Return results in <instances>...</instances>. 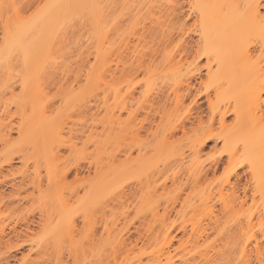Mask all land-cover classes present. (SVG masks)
I'll return each instance as SVG.
<instances>
[{"label":"bare ground","instance_id":"obj_1","mask_svg":"<svg viewBox=\"0 0 264 264\" xmlns=\"http://www.w3.org/2000/svg\"><path fill=\"white\" fill-rule=\"evenodd\" d=\"M17 1L18 0H0V14L2 15V13H3L2 17H4V18H1V17L0 18L2 20L5 19L3 21V23L1 21V24H4L3 25L4 28L2 30V32L4 31V33H3V37L1 39L2 43L0 45V79L1 78L3 79V77H8V75H10L7 80L5 79L6 81L9 82L10 77L11 78L13 77L12 79L15 80L17 78L16 76H18V78L16 79L17 81L15 80L16 81L15 84L19 83L20 84L19 86L21 87L22 97L21 96L20 97L22 99L20 98L21 99L20 101L24 104V106L26 105V107L30 111V113L28 115L26 114L27 118L25 119L23 126L20 127V130H19L20 133L19 134L24 137V143L25 144L27 143L34 148L36 147L39 150L38 153L40 152V155L38 154L37 156L42 155L41 157L43 158V162L45 163V170L46 171L43 170V167H42V170L47 173V179H48V184L50 186V190H48L49 192L46 191L48 193L47 195H45L43 193L44 196L41 198L42 201L38 202V203H44V205H45V206L43 205L44 207H46V205H47L46 203H48V201H50L51 204L54 203L52 207H56L53 209V210H56V212L52 211V212H54V214L52 213L51 217H53L56 214V220L57 221H55V223L52 222L53 224L47 223V225L49 224L47 227L49 230L44 228V233L48 234L49 236L53 235V237H55V236L60 237V236H62L61 234L64 235L65 233H67L68 238H71V239L72 238L74 239V237L75 238L80 237L82 235V236L87 238L88 243L90 245V242H89L90 236L89 235H91L93 233L92 230H95L96 226L90 230V232H92V233L89 234L87 231H88V227L90 226V224H89V221L87 220V217L92 212H94V211L96 212L98 208H103V210L101 209L102 211L101 210H99V211L102 212L101 214L105 215V213H107L109 211V209H106V208H109L110 206L112 207V205H108V203H106V202L103 203V201L104 200L106 201L109 198V200L122 202V199H124L123 198L124 191L122 190L124 188H122V187L126 185L124 182L125 181L131 182L130 180H132V178H133V181L134 180L135 181L140 180L139 177L138 178L135 177L136 174H138V172L137 173L132 172L133 174H135V176L130 174L132 171L130 169L132 167H134V165H133L134 163L131 164L130 159L126 160L129 155L124 160L126 162H123L122 160L117 158L116 154L114 155V153H115L114 151H116V153L124 155V153L127 150H129L126 148L127 150L124 149L125 150L124 153H122L121 151H120L121 152L120 153L119 150H121V148L117 147V144H116L117 141L116 140L120 139V141L123 144H126V145L129 144L126 142L124 143V140H125L124 137H123L124 138L123 141L121 138H122V136L130 137L132 134V131L135 128V127H133V124L135 122L131 121L132 118H134V117L132 116V118H129L130 119L129 121L133 122V124L131 123L132 124L131 127L133 128V130H132L131 127L129 126L128 117L126 118L127 120H125L122 118V115L126 112L131 111L130 109H131L132 103H133V100H131V99H134L132 97H134L133 96L134 91L137 89V86H136L137 84L135 85L133 82L136 80H137V82L139 81L138 79H135V80H133V82H131V78H132V76L134 77V76L139 75V73L141 72V73L146 74L147 76L145 78H143L142 83H141V81H139L141 83V84L139 83V86H140L139 89L141 88V90L143 91V92L141 91L142 93L141 92L140 93L141 94L144 93L147 96L148 101L151 100V99H149L150 97L152 98V100L149 102V105H151L154 108H159L161 106L160 104L167 105V103H168V105H172V106L174 104V106H176V108H177L176 111H175L174 107H173L174 111H172V109L169 111L178 112L179 107L182 109L181 106L184 103V99L191 97L192 94L194 93L193 91H195V89L197 87L196 82H199L198 86L200 85L201 89H204V91L203 90L202 91L205 94L207 101L211 100V96H214L213 97L214 99L212 98L214 101L211 100V107H212V111H213L212 112L210 110L211 114L213 113V116H212L213 121L212 120L211 121H212V125L214 124V122L216 120L220 124L219 125L221 128V130L219 131L220 134H218L219 136L218 135H216V136L220 137L221 141L223 142L222 146H224L223 150L228 155L227 158H230V161H231V163H229V167H230L229 169L231 170L230 176L232 175V176H236L237 178L239 177V175H238L239 171L237 172V169L234 168L236 164L239 163L241 166V167L240 166L239 167L240 168L243 167V169L248 167V169L250 171L249 173L251 174L252 184L254 185V188H255L254 189L255 191H254L253 197H252L254 200V202H252L253 203L252 205L254 208L252 207L253 209H251V210H249V208H251V207H249L248 209L245 208L246 210L243 212L244 214L242 215V217H241L242 213L238 211V210H241L240 208L238 210L234 211V213L229 211V210H232L237 205L236 204L237 202L242 203V205H240L241 208L244 207L243 204L246 202V199H241L242 197H240L235 190H232L234 188V186H233V188L231 187V189H230L231 191L229 190V192H228V193H231V194H229L230 200H229V197L227 199V200H229L228 202L230 204L225 200V198H222V199H224L225 202L221 201L222 204H225V206L223 205L225 207V211L227 210L228 212H230V214H234L232 216L236 215L232 220H230L232 216L229 214L231 216L230 217L228 215L230 217V219H229L230 221H228V216L226 218L224 217L225 218L224 220H226V222H230V224L231 223L234 224L235 225L234 227H236L238 229V231H237L238 234L236 235V237H239L238 240H236V241H238L237 242L238 244L237 243H235V244L240 245V247L238 249L240 251L239 256H238V254H235V255L232 254L233 260L230 259L229 262L227 261L230 258L229 256H231V255L228 256V254L230 252L228 251V254H225L226 251L224 252L223 250L225 248H227L228 245L233 246V244H231L232 242L229 243V241H231L234 237L229 241L226 238H228L230 236L232 237L234 235H230V236L227 235V233H228L227 230L230 229L229 227H231V225L228 224L229 226L226 225V227H225V223L223 224L222 222H219V223L223 224V225L221 224V227H220L221 229L220 228H217V229L214 228V229L219 231L218 233L221 237H224V238H221L219 236L221 238V239L219 238V240H222V242H223L222 247L224 249L221 246H218L221 248H218L217 246H215V245H218V244H216V243H218L216 241H215L216 243L213 241L214 245H212L211 247L208 244V242H210V241H208V242H206V245L207 244L208 245L207 246L205 245V248H202V247H204L203 246L204 240H203L202 241L203 243L201 242L202 245H200L201 247H198V248L196 247L197 249L195 248V250H194L193 249L194 247L192 246L193 251H190V253L189 252L187 253V251L184 250V251H186V254H187L186 255L184 253L186 255V259L183 260L182 256H181L179 258V260L182 259L184 261V262L182 261L183 263L186 262L188 264H217L219 261L223 262L226 259V263H228V264H252V258L255 257L254 260H256L257 264H264V98L262 97V93L264 92V32L261 31V24L264 23V0H187V3H188L187 5L189 7V13H190V15H192V17H194L193 23H192L193 25H191L192 28L191 27L187 28V26L185 25L187 23L184 24V27H182V29H180L179 32L176 34V35H178L177 38L179 41H177V43L173 42V45L175 44L176 46H175L174 50H171L170 52L168 51V49L166 51V48L164 50V46L167 45L169 42L171 43L172 40L170 41V39H172L171 35H173V34H170V33L171 32L174 33L175 31L173 32L174 29H173L172 25L168 24V22L170 20L167 21L168 19L166 17H170L173 14H175L176 12H178L177 10L179 8H177V7L182 2L181 0H36L37 2L33 1V3L34 2L39 3L38 4L39 6H36V8H34L37 10L36 11L34 10L35 12L33 14L32 13L29 14L30 16L29 15L25 16V14H23L25 11L20 10V7L18 8V4H20L19 3L20 0L18 2ZM21 1H23V0H21ZM26 2H30V1H26ZM29 4H31V3H29ZM29 4H28V6H29ZM31 5H30V7H31ZM114 5H116V6H114ZM6 8H8L9 10L7 9L8 13L6 12V14H4L3 11L4 10L6 11ZM24 9H26V8H24ZM182 21H183V19H182ZM79 22L81 24H79ZM83 23L86 25L88 23V25H87L88 30H92L89 33L88 30L86 29V31L89 34H91V35H89V37L90 36L91 37L90 38L88 37L89 39L87 40V42H89L88 44H91V45L94 44L92 46L89 45L91 49H95V50H93L94 54H95V59H94L95 61H93L94 65L92 67H91V65L90 66L88 65L90 63V61H88L89 58L87 57L88 56V54H87L86 57L88 59H84V60L89 62L87 64L89 66V71H88L87 75H84V76H86V77H84L85 83H84V85H82V87H81V85L79 86L80 87L79 88L80 90H78L79 92H75V91H77L76 88L75 89L74 88L69 89V93H67L68 96L67 97L64 96L65 98H63V102H65L64 105L66 106V111L68 108V110H72L73 111L72 113L75 114L74 113L75 111H76V113H78L77 112L78 108H76V107L79 106V108L81 109V106H83L85 108L87 103H90V99H91V97H93V95L95 93H99V92L103 93V95H102L103 96L102 97L103 98V108H105L106 112L107 111L109 112V114L107 115L109 117H108V119L106 118L107 116L105 117L107 119V123L105 122L106 120L103 117H101L103 122L106 123L107 126L104 129L100 128L103 130V132H102V134H100L101 139L97 140V141H99V143L106 141V139H107L106 134L104 135L105 131H109L110 134L113 133L112 135H115V139L113 140V138H112V140H113L114 144L116 145V148H118V149L115 148V150L113 152L111 151V153H113V155H114L112 160H110V159L108 160V157L104 155L106 152L104 150L107 149V146L101 145L103 149L100 148L101 146L97 147L96 143H98V142H95V139L99 134L94 135V133H97L98 131L101 132V131H100V129L97 131L96 128H98V127L95 128L96 125L93 127V125H91V124L88 125V124H86V122H85V124L84 123H77L78 120L79 121L82 120V116H81V118H79V119L76 117L77 118L76 123H73V121H75L74 119H76V118H74L73 121H71L72 119L67 120L68 123L71 122L74 124V126L72 127L70 123H69L70 125H68L67 121L63 120L62 114L61 115L58 114V116H54L53 111L55 108L54 107H52L51 109L49 108V106H54V105H48V101H51L49 99V97H51V96L47 95L48 90H47L46 86L49 87L48 86V80L50 79L51 74L53 73L52 76L54 75V73L56 75V73L58 74L57 71H59V70L61 71L63 68L64 69H63V71H61L60 74L63 75L64 78L68 72L71 74L72 71H71V69H69V64L66 63V60L68 61V58L65 59L66 51L69 49H72L71 48L72 44H74V45L76 44L75 46L78 45L77 48L79 51L80 50L82 51V49L84 48L83 43H82L83 41H81L82 44H80V39H82L81 36H79V33H77L75 31L77 29V27H79L80 25L82 26ZM172 23H174V22H172ZM149 25L151 26V28ZM146 28L148 29L149 32L151 29H154L155 32L160 31L159 33H160V35H162L161 37L164 39H165V37H167L166 39L171 37L170 39H168L169 42L167 41L168 43L166 42L167 44L166 43L164 44L163 49L161 48L162 58L159 57L160 55L158 52H157L158 54L156 52H154L156 49L153 50L152 49L153 47L150 48V50L152 49L154 52V53H152V55L151 54H145L143 52V49H140V46H141V44H143V41H144L143 37L147 35V34L144 35L142 33V35H144V36H142L140 31H144ZM149 28H150V30H149ZM180 28H181V26H180ZM80 30L77 29L78 32H80ZM75 32L77 33L78 36L75 35ZM190 33H193V35H195V38H196L194 43H193L196 47V50L194 51L195 57L193 56L194 59L192 61L185 59V56L187 58V56L189 55L186 53H189L190 50L192 51V49H193L191 47V45L194 46L193 44H189V43H187V41L184 40V37L186 35H189ZM117 36L119 39H121V43H117V41L113 39V37L115 38ZM149 36L153 37V33H152V35H149ZM168 36H170V37H168ZM78 37H80V38H78ZM134 37H136L134 40L137 41L139 39V41H138V43H136V45L133 46V49L131 48L132 49L131 52L128 51L132 55H131L130 59L126 60L127 58L125 57L126 58L125 59L124 58L125 55L123 56V54L125 53L126 49L127 50L130 49V47H128V46H129V44H131L130 41H132V39ZM159 37L160 36L158 35V38ZM83 38H84V36H83ZM153 38H155V37H153ZM115 39H117V38H115ZM141 40H143V41H141ZM165 40H163L162 42H164ZM174 41H176V40H174ZM134 42H132V44ZM162 42H161L160 46L163 45ZM95 43H96V47H95ZM170 43L166 47H168L170 45ZM74 45H72V46H74ZM85 46H88V45H85ZM142 46H144V45H142ZM146 46H147V44H146ZM79 47H80V49H79ZM170 47H172V46H170ZM170 47H169V50L172 49L174 46L172 48H170ZM190 47L192 49H190ZM88 49H89V47H88ZM78 50H76V51L78 52ZM157 51L160 52V49H158ZM164 51H165V53H164ZM150 52H152V51H150ZM83 53H84V50H83ZM83 53L81 52V54H83ZM156 54L158 55V57ZM145 57H148V58L146 59ZM155 57H156V59H155ZM202 59L206 60L205 67H204L206 74L204 75V78L202 75V73H203L202 68L200 67V60H202ZM84 60H82L81 63H84L83 62ZM77 61H78V59L76 60V62ZM17 64L20 65V67H18ZM13 65H15V66H13ZM21 65H22V71H20V73H19L18 70H19V68L21 70ZM59 65H61V66H59ZM16 67L18 68V70ZM13 69H15V70H13ZM79 69H81V67ZM3 70H4V72H3ZM54 70H56V72ZM14 71H16V73ZM81 72H82V70H81ZM15 74H18V75H15ZM60 74H58V75H60ZM68 74H67V77L69 78L70 75H68ZM81 74H79V75H81ZM83 74H85V73H83ZM1 75L3 77H1ZM72 75H75V74H72ZM59 77H61V76H59ZM67 77H66V79L68 80ZM78 77H80V76H77V78L76 77L75 78L80 80V78H78ZM72 78H74V76ZM81 78H82V76H81ZM109 78H111V79H109ZM76 79H75V81H76ZM198 80H200V81H198ZM1 83H3V81ZM6 83L7 82H5V84ZM61 83H60V85H61ZM50 84H51V82H50ZM80 84H82V82ZM54 85L55 84H52L51 86H53V87L57 86V85H55V86ZM68 85H70V82ZM2 86L4 87V85H2ZM68 87H70V86H68ZM11 89H14V88L11 87ZM77 89H78V87H77ZM2 90H0V91H2ZM4 90H6V89H4ZM49 90H51V89H49ZM198 91H200V90H198ZM12 92L13 91L8 92V93H10V96L13 95ZM48 93L51 94V92H48ZM16 94H17V92L15 93V96H16ZM46 95H47L48 99L46 98ZM145 95H144V97H145ZM172 96H174V97H172ZM198 96H200V95H198ZM144 97H142V98H144ZM3 99L4 98H2L1 100H3ZM12 99H15V98L12 97ZM93 100H95V99H93ZM14 101H17V99ZM20 101H18V102L21 104ZM1 102H3V104L1 106H3L4 104H7L6 101H1ZM145 102H146V100H145ZM163 102H164V104H163ZM199 102L198 101L194 102V105L197 104V106H195L197 111L200 110V106H198ZM145 104H147V102ZM157 104L159 106L155 107ZM58 105H60V103ZM90 105L92 106V104H90ZM184 105H185V103H184ZM61 106H63V105H61ZM151 106H150V110H151ZM185 107H187V106H185ZM5 108H7V107H5ZM61 108H63V107H61ZM103 108H101V109H103ZM10 109L8 108V112L10 111ZM64 109H65V107H64ZM162 109L163 108L161 107L160 112ZM167 109H169V108H167ZM167 109H165V111H168ZM15 110L17 112V108ZM135 110H138V109H135ZM148 110H149V108H148ZM57 111L59 113L63 112V114L66 113L65 111H63V109H62V111L60 109ZM2 112H3V109L1 111V113ZM86 112H87V110H86ZM135 112L137 115V111H135ZM12 113H14V111H12L11 114H9V113H7V114L13 115ZM67 113H66V115H67ZM145 113H147V112H145ZM167 113L168 112H166V114ZM230 113L234 115V117H233L234 119H232V120H234L233 124H230L227 121L228 116H230ZM147 114L149 116V113H147ZM169 114L170 113H168V115H166L167 118L168 117L169 118L168 119L166 118L165 121L170 119ZM176 114L177 113H175V115ZM185 114H187V113H185ZM78 115H79V113H78ZM95 115H96V113H95ZM97 115L100 116L102 114L100 113ZM3 116H4V114H3ZM69 116L71 117L72 114L68 115V117ZM91 116H90V119L92 118ZM154 116H155V114H154ZM154 116L152 115V117H154ZM19 117H20V115H19ZM159 117H160V115H159ZM161 117H162V114H161ZM179 117L178 118L181 119V116H179ZM95 118H98V117L95 116ZM92 119H94V118H92ZM185 119L180 120V122L178 121V123L175 126L173 125L174 131H172V129H167V133L172 131L173 134L171 136H176L177 132H180V131H182L183 133H186L187 132L186 131V126H187L186 124L188 122L190 123L191 121H189V119H187V120H185ZM99 120H100V122H99ZM95 121H97V120L95 119ZM165 121L163 122L164 124L166 123ZM0 122L3 123L2 120H0ZM81 122H84V120ZM97 122L101 123L102 121L100 118H98ZM169 123H170V125H169V128H170L172 126V123H171V121ZM5 124H9V123H5ZM159 124H161V123H159ZM2 125H4V124H2ZM10 125H12V124H10ZM13 125H15V124H13ZM87 125H88V127H86ZM98 125L100 126V124H98ZM163 125L161 126V128L164 127L163 130L159 129V130H162V132L160 131L162 134L158 133V134H161L162 136H163V133L165 132L164 130H166V126H167V125H165V126H163ZM199 125H200V123H199ZM67 126H71L70 132L73 135L72 136L70 135L71 136L70 142L68 140L69 138L68 139L65 138V139L68 140V141H66V142H68V144L72 142V146H73V141H71L73 139L72 137L75 136L77 138V140L74 138L75 139L74 141L81 142V144H82L83 138L81 141L80 135H77V134L80 133L81 135L84 136L85 135V133H84L85 128L88 129L87 131L89 132V134H86L89 136H86L87 137V138L85 137L86 139L84 138L85 139L84 144H82V146H81L78 143V145H80L82 148L78 147L80 149H79V152H77L75 155V159H74L75 161L77 159L81 160V157L85 158L84 157L85 154H82V153L87 152V154H89V152L86 151L87 148L85 147V146L89 145L88 144L89 142H91L90 143L91 145H89V146L92 147V145H95V146H93L94 148L97 147V148H99L98 150H101V152L104 153V154H102V153L98 154L99 156H102V155L104 156V158H103V156H102V158H100L99 156H96L97 153L99 152L98 150H96L97 152H95V157L97 158V160L93 156L94 154L90 155V157L93 156L92 158L94 159V160L92 158H91V160L89 159L90 162L93 161V162H91L90 166H92V163L93 164L96 163L97 168L100 167L101 168L100 170H102V168H104L106 171L103 170V172H102L99 170V175H98V173H97L98 176L94 175L95 178L93 177L92 181L89 182V187H88V185H87V187H83L84 195L82 197H80L81 195L79 196L80 193L78 191L77 192L71 191L69 194V191H68V189L70 190V188L68 187L69 184H65L68 188L65 186L61 187V185H60V183H61L60 181L62 180L60 178H62L64 175L59 170L60 161H59V157L57 155L58 151L56 152L55 148L58 145H61V146L64 145L63 144V142H64L63 141L64 140V131L66 129H67L66 131H68ZM127 126H129L130 129ZM201 126H203V124ZM10 127L11 126H9V128ZM100 127H102V126H100ZM190 127H192V126H190ZM195 127H192V128L194 129ZM3 128H5V127H3ZM9 128H6V129L8 130ZM196 128H195V130H197V133H199L198 132L199 128L198 127H196ZM208 128H209V126L206 129L208 130ZM6 129L5 130L3 129L4 133H5ZM80 129H82V130H80ZM10 130H9V133H7L8 135L11 133ZM119 130L121 131V133H119ZM128 130L131 131V132L129 131L130 136L128 135V133H127V135L125 134V132H128ZM137 130L139 131V129L136 128V133L138 132ZM205 130H203V132H207ZM217 131H218V129H217ZM70 132H68V134ZM81 132H83V133H81ZM123 132H124V135L120 136V134H122ZM133 132H135V131H133ZM152 132H155V131H152ZM167 133H165V134H167ZM183 133L180 135H183ZM214 133L217 134V132H214ZM214 133H213V135H214ZM1 134L3 135V132ZM154 134L155 133H153V135H152L153 138H155L154 136H156ZM205 134H207V133H205ZM205 134H204V136H205ZM8 135H6V136H8ZM66 135H67V132H66ZM210 135L208 134V137L205 136L206 138L203 137L205 139L202 138L200 140V138H199L198 141H200V142L198 143L197 147L192 148L194 146H192V145H191L192 147L189 146L194 151V153L191 156H194L195 154L197 156H199V154L203 152L202 151L203 148L208 144L210 139H213V137L215 136V135L213 136L212 133H210ZM78 136L80 137V139H78L79 138ZM93 136L95 137V139ZM102 136H105L104 140L102 139ZM197 136L199 137V135H197ZM209 136L210 137L213 136V137L210 138ZM90 137H91V139H90ZM100 137H97V139ZM156 137H158V136H156ZM198 137H196L195 139H198ZM3 138H5V135H4V137H2L1 140H3ZM10 138H11V136H10ZM131 138H132V136H131ZM136 138H137V136H135L134 141ZM9 139H5L4 141L7 143V140H9ZM20 139H21V137H20ZM127 139L129 140V138H127ZM138 139L140 140V138H137L136 141ZM158 139H159V141H157V142L159 143L158 145L160 146L159 153H161V157L164 158V160H163L164 162L165 161L167 162L168 160L170 161L171 159L174 160L175 159L174 157H176L175 160L178 159L179 160L178 163H181V166L183 168H185L188 172H190L192 175L195 172L197 174L199 172L200 176H201V173L207 176L206 173H208V170H210V169L216 170L218 168V164L220 163L218 161L217 162L213 161V163H210V166L208 165V167H207L206 165H204V163L200 162V161H202V159L196 158L197 156H194V159L191 157L192 159L187 160L188 158H190L189 157L190 155H189V153H187L188 155H186V153L184 152L185 146L183 149L180 147L183 144L182 139H179L180 141L182 140L181 145L180 144H179L180 146L178 145L179 148L176 149L177 146L175 148L173 147L174 145L172 146L174 148V150L176 149L175 152H174V150L173 151L170 150L171 145H170V147L168 146L169 148L165 147V146H167V145H165V144H167L165 142V137H164V140L160 139V137ZM170 139H172V137H170ZM183 139H184V137H183ZM128 140H126V141L128 142ZM149 140H147V142H149ZM87 141H88V143H87ZM93 141H94V143L92 144ZM131 141H132L131 143H134L133 140H131ZM141 141H142V139L140 140V142ZM178 141H176L177 142L176 144L179 143ZM8 142H11V141L9 140ZM76 142H74V143H76ZM85 142L87 143V145ZM154 142H155V144H157L155 139H154ZM106 143H107V141H106ZM106 143H104V144L106 145ZM137 143H138V141H137ZM21 144H22V142H21ZM135 144H136V142H135ZM24 145H23V147H24ZM78 145H74V146H78ZM83 145H85L84 146L86 149L85 151H84ZM163 145H165V146H163ZM189 145H190V142H189ZM74 146H73V148H74ZM27 147H29V146H27ZM67 147L68 146L63 147V148H67ZM91 147H89V148H91ZM104 147H105V149H104ZM141 147H143V146H139V148H138L139 152L142 150V149L140 150ZM147 147H145V148L148 149ZM186 147H188V146L186 145ZM19 148H20V146H19ZM36 148H35V150H36ZM73 148H70V149H73ZM78 148L75 150L73 149V150L76 152V150L78 151ZM89 148H88V150H89ZM128 148H130V147H128ZM31 149L32 148L30 147V151H31ZM70 149H69V154L71 152ZM91 149L89 150L90 154H92V152L94 151V150L91 151ZM110 149H112V147ZM150 149H148L149 152L151 151ZM25 150H27V149H25ZM138 150L136 153L137 156L139 154ZM10 151H12V150H10ZM28 152H29V150H28ZM127 152H129V151H127ZM153 152H155V150ZM153 152H151V153H153ZM189 152H190V150H189ZM132 153L133 152L131 150V154ZM144 154H145V152H144ZM203 154L204 153H202V155ZM34 155H36V154H34ZM65 155H62V156L65 157ZM79 155H81V156H79ZM155 155L156 154L153 153V155H151V157L152 156L154 157ZM77 156H79V157L76 158ZM41 157H40V160L37 157L36 158L38 159V161H42ZM124 157H122V158H124ZM142 157L143 156L140 154V158H142ZM133 158H135V156ZM140 158L138 157L139 160H140ZM31 159H29V160H31ZM63 159L64 158H61V160H63ZM138 159L135 160V161H138L135 163L138 168H144L145 167L146 169H148V166H149V168H151L150 166L152 164L149 165L147 163V166H146L145 162L149 161L148 159H147V161L142 160V159H144V157L141 159V161H139ZM151 159H153V158H151ZM82 160L84 161V159H82ZM111 161H113V163ZM120 161H122V162H120ZM131 161H132V159H131ZM230 161L228 160V162H230ZM25 162H26V160H25ZM90 162H88V164H90ZM110 162L112 165L110 164ZM66 163L68 164V162H66ZM166 164L169 165V163H166ZM37 165H40V164H37ZM68 165H67V168H68ZM136 165L134 168L136 169V171H138V168L136 167ZM168 165H166L168 169L172 168V165H171V167ZM94 166H95V164H94ZM166 166H164L165 170L162 168L163 173L167 169ZM236 167H237V165H236ZM239 167H237V168H239ZM32 168H33V166H32ZM183 168L181 169L182 171H184ZM0 169H1V166H0ZM38 169L36 170V168H35V170H36L35 176L37 177L36 179H38L39 184L40 183L42 184V179H43L41 176L42 172H41L39 167H38ZM135 169H133V170H135ZM144 169H139V172H140V170H144ZM146 169H145V171H148ZM156 169L158 170V168H156ZM27 170H28V168H27ZM31 170H33V169H31ZM150 171H148V172H150ZM174 171L176 172V170H174ZM94 172H95V170H94ZM15 173H17V172L15 171ZM65 173L68 174L69 171L64 172V174ZM166 173H164V174H166ZM168 173L171 174L172 172H168ZM177 173L175 175L173 172L174 176L176 177V178L174 177L175 180H177V176H178ZM196 173L194 174L195 179L198 180V178L200 176L199 175L197 176ZM45 174H43V175H45ZM146 175H145V178L147 177ZM151 175H153V174L151 173ZM23 176H25V175H23ZM130 176H133V177L128 178ZM157 176L155 178H157ZM149 177L150 176L148 175L147 179H145V181L143 180L144 183L142 181L143 186L146 185V188L152 187L151 186L152 183H151V185L149 183L150 182V180L148 179ZM25 178H27V175L25 176ZM64 178L67 179L68 176L66 177V174H65V176L63 177V180H64ZM171 178H173V176ZM174 178L172 179V182H175ZM181 178H183V177H181ZM150 179H151V177H150ZM147 180H149V182ZM153 180L155 181L154 178H153ZM180 180L182 181V179H180ZM238 180H240V179L238 178ZM167 181H169V179ZM140 182H141V180H140ZM145 182L147 184H145ZM157 182H159V181L157 180ZM160 182H163L162 184H164V181H160ZM172 182H170V183H172ZM66 183H67V181H66ZM123 183H124V185H122ZM136 183L138 184V182H136ZM177 183H179V182H176V185H177ZM183 183L185 184L184 181H183ZM186 183H188V182H186ZM37 184H36V187L38 186ZM82 184L83 183H81V185ZM86 184H87V181H86L85 185ZM142 184H139V185L141 186ZM220 184H221V182H220ZM148 185L151 187H149ZM158 185H160V184L158 183ZM224 185L225 184L223 183L222 186H224ZM79 186H80V184H79ZM227 186H232V184H230V182H229ZM64 187H65V190L67 188L68 194L70 195L69 199L66 198L67 194L65 193V190L63 191ZM161 187L164 188L165 186H161ZM169 187H170V185H169ZM174 187H176V186H173L172 188L174 189ZM177 187L175 188V190L177 189ZM216 187H217V185H216ZM14 188H15V186H14ZM37 188L41 191L42 186L40 188V185H39ZM144 188H145V186H144ZM158 188L159 187H157V189ZM217 188H219V186ZM167 189H168V187H167ZM228 189H229V187H228ZM149 190H151V189H149ZM155 190H154V192H155ZM181 190L182 189H180V191L178 193H181ZM203 190L204 189L199 190L197 193H200L201 191L203 193ZM219 190L217 192L222 194V191H221L222 188L221 187ZM139 191H140V189H139ZM211 191H213V190L211 189ZM223 191H224V189H223ZM147 192H148V189H147ZM147 192H146V194H147ZM152 192H150V194L149 193L148 194L151 196H152V194H154L155 197L154 196H152V197H154L155 199H152L151 196H150L151 198L149 196H145L147 198L141 197L142 202H140V204L141 203L143 204L141 207L145 206V203H143L145 201V199H149V201H147V200L145 201L146 202V208H147L148 207L147 205L150 204L151 200H152L151 201V204H152V202H155L154 200L158 199L159 196L160 197L164 196V198H165L164 191H162V193H164L163 195L161 192H159L157 194H155L156 192L155 193L154 192L152 193ZM170 192H172L171 189H170ZM174 192H172V193H174ZM217 192H215L214 195ZM224 192L226 193V191H224ZM224 192H223V194L226 195ZM137 193H138V191H137ZM197 193L195 194L196 196L194 195L195 197L198 196ZM72 194H74L73 196L75 199L73 198V201L71 200L72 201L71 202L70 199H72L71 198ZM146 194H144V195H146ZM158 194H161V195H158ZM169 194H171V193H169ZM37 195H38V193H37ZM171 195H169V196H171ZM204 195H199L200 198H201V196H203L205 198H201V199L198 198L197 208H196V205L194 206V204H192V205H189L190 206L189 209H192V211L195 212L194 209L196 208L197 212H199L198 211L200 209L199 205L202 204L201 207L204 210L203 213L206 214V212H207L209 217L207 214L205 215V214L201 213V218L203 219V218H205L203 216H206V218L207 217L209 218V220L207 218V221H211L210 226L212 224L215 225L218 222L217 219L215 220L216 216L214 217V215H216V214L213 213V211L215 210V207L213 209V207L211 206L212 204H210V202H209L210 200H208V198L210 199L211 197L208 195H205V196ZM210 195H212V194H210ZM245 195H247V194H245ZM133 196H134V194H133ZM156 196H158V197H156ZM231 196H232L233 200L231 199ZM142 198L143 199L145 198V199L143 200ZM172 198H174V196ZM172 198H166V200L167 199L173 200ZM187 199H189V198H187ZM36 200H37V198H36ZM192 200H191V202H192ZM199 200H202V201H200V203H199ZM231 200H232V202L234 201L233 203L235 204V206L233 205V203H231ZM124 201H125V199H124ZM126 201H128V200H126ZM138 201H137V203H138ZM175 201H177V200H175ZM185 201H186V199H185ZM203 201L205 204L207 203L206 205L210 204V206H208L207 209H204V208H206V206L203 207V205H205L203 203ZM107 202H108V200H107ZM160 202H162V201H160ZM163 202H165V201H163ZM140 204L138 206L136 205L137 206L136 209H138V207L141 209ZM186 204H189V203L186 202L184 204V206ZM195 204H196V202H195ZM38 205H42V204H38ZM117 207H118V205H117ZM117 207H115V205L112 207V208H116L115 210L113 209L114 212H112V214L115 213L116 210H118ZM123 207H126V206H122L121 208H123ZM156 207H158V208H156ZM161 207H163V206H161ZM172 207H173V205H172ZM186 207L187 206H185V208ZM153 208H155V209H153ZM211 208L213 210H211ZM235 208L237 209V207H235ZM48 209H50V208H47V210ZM104 209H106L107 212ZM158 209H159V204H158V206H154V207L152 206V209H150V211L151 212H152V210L154 211L153 215L151 214V212L149 214H151L152 216H154L153 218H155L158 215ZM110 210H112V209H110ZM127 210H128V207H127ZM186 210H187V208H186ZM43 211H45V210H43V208H42V212ZM225 211H224L223 215H225ZM246 211H248V213H246ZM47 212H45V213H47ZM121 212H123V211H121ZM228 212H226V213H228ZM236 212H237V214L239 212V214L237 215ZM48 213H51V212H48ZM109 213L110 212H108V215H109ZM124 213H125V211H124ZM124 213L123 214L121 213L122 214L121 218L124 216ZM165 213L162 214V218H163V216L165 217ZM245 213H246V215H245ZM95 214H94V216L91 217V220H93L94 223H95V220L97 218H94V219H92V218L95 216H98V212ZM117 214H115V215L118 216ZM76 215L77 216L82 215L84 217V221H85V223H87V225L82 226V223L81 222H79V223H81V226L83 228H85V226H87V228H85L86 229L85 231L88 234H86L85 232L82 233L81 231L80 232L78 231L80 233V236H77L78 233L76 230H79L81 227L80 228L78 227L79 229H77L78 223H76L77 220H75V219H77L75 217ZM111 215H110V217H111ZM126 215L127 214H125V217L129 216V215H127V216ZM195 215L197 217V214H195ZM152 216H150V217H152ZM158 216L161 217V215H158ZM158 216L156 217L157 219H158ZM169 216L170 215H168V217ZM48 217H49V215H47V218ZM51 217H50V219H52ZM98 217H100V216H98ZM106 217H108V216H106ZM106 217H104V218H106ZM190 217H191L190 219L192 220L193 216L190 215ZM162 218H161V220H162ZM165 218H167V217H165ZM169 218H167V221ZM206 218H205V220H206ZM54 219H55V217H54ZM106 219L105 220L103 219L104 231H105L104 236H106V239H108V241H107L108 244H105V245H106V247L107 246L109 247L111 245L112 248L114 250H116L115 248H118V247H115V246H118L119 241L121 242L120 236H119V238H118V236H116L117 234L122 233V230H120V232L118 230V228H120V227L117 228L118 223L120 221H119V218L114 219V217H112L111 222L106 220ZM202 219H200V216H199V219H197V220H199L198 225L199 224L201 225ZM257 219H258V222L255 221ZM125 220H127V218ZM197 220L195 219V221H193V222H195V226L192 227L193 229H191V231L194 232V234H195L194 237L196 236L195 237L197 239L196 241L199 242L198 240L203 239V237H204L203 233H206L203 231H205L206 229L204 230V228L202 227L203 225L197 226L196 225ZM155 221H157V220H155ZM171 221H173V220L171 219ZM220 221H221V218H220ZM123 222L125 223V221H123ZM188 222H184V223H188ZM244 222H245V224H244ZM169 223H170V221H169ZM204 223L202 222V224H204ZM157 224L159 225V223H157ZM165 224L166 223H164V225L162 223L160 224L161 229H163L162 226H164V228H166L165 230H168L167 228L170 227L169 228V231H170L171 227H173V226L165 227ZM191 224L192 223H190V225ZM93 225H95V224H93ZM125 225H126V223L124 224V226ZM167 225H170V224H167ZM184 225H182V228ZM207 225L208 224H206V226ZM244 225H246V226H244ZM78 226H79V224H78ZM191 226H193V224ZM206 226L204 225L205 228H206ZM257 226H259V227L256 228ZM122 227L123 226H121V228ZM159 228H160V226H159ZM210 228H213V227L211 226ZM255 228L260 229L261 239H259L256 236V233H255L256 229ZM115 229H116V231L118 230L117 234H116V231H114ZM125 229H123V230H125ZM231 229H232V227H231ZM159 231H160V229H158L157 233H155V234H157L156 238H159V236H160V235L158 236ZM169 231H167V232H169ZM232 231H233V229H232ZM237 232H234V233L236 234ZM256 232H258V231H256ZM260 232H258V233H260ZM149 233H150V231H149ZM229 233H230V230H229ZM67 234H65V236H64L65 238L67 237L66 236ZM84 234H86V236ZM102 234H104V233H102ZM114 234H115V236H114ZM152 234H154V233H152ZM155 234H154V237L156 236ZM169 234H170V232H169ZM207 234H208V232L206 233V235ZM162 235H161V237H163ZM224 235H227L228 237H226ZM101 236H100V238H101ZM122 236H124V235H122ZM94 237H91V239H94ZM124 238H123V240H125ZM156 238H155V241H156ZM170 238H171V236L168 235V238H167V236L165 235V237H163V239H159V240L162 241L165 239L167 241L168 240L171 241L172 238L171 239ZM66 239H65V241H66ZM73 239H72V243L73 242L76 243V240L73 241ZM95 239H96V237H95ZM103 239H102V241H104ZM118 239H119V241H117ZM53 240H55V239H53ZM53 240H52V242H53ZM67 240H69V239H67ZM159 240L157 241L156 244H160ZM260 240H262V241L260 242ZM125 241H127V240H125ZM232 241H234V240H232ZM70 242L68 241L67 245H69ZM83 242L79 243V246H80V249L82 247V250L84 251L85 247L82 246ZM99 242H101V241H98L97 244H99ZM56 243H57V241H56ZM61 243L65 244L66 242H64V239L61 238ZM166 243H168V242H165V244ZM186 243L182 244V246H181L182 249H183V245L187 246ZM199 243H196V244H199ZM92 244H94L93 247L96 246L95 243L93 242V240L91 241V245ZM196 244H194V242L192 241L191 245L196 246ZM113 245H115V246H113ZM160 245H161L159 247L160 249L157 247V249L155 250L156 247L154 248V252L158 251L156 253L159 254V255L158 254L156 255L157 257L154 256L157 259H155V258L153 259V257H152L154 254L153 251H152L153 254H151V252H149L150 255H152L151 256L152 261H150L151 263H149V262L148 263L153 264L152 263L153 260L158 261V259H160V258L163 259V257H164L168 261H165V259H164L163 262L164 261L165 262L160 263V261L162 262V260L160 259V261H158L157 263L154 261V263H156V264H158V263L159 264H165V263L166 264L167 263L168 264H174V262H172V260H174V258L171 256L172 254L169 255L168 253L167 254L165 253L166 252L165 250H167V249H165L164 243L163 244L161 243ZM163 245H164V250H163ZM168 245H170V244L168 243ZM79 246H77V247H79ZM111 246L109 247V249L111 248ZM125 246L126 245H124L123 247H125ZM232 246L230 247V249L232 248ZM62 247H64V245H62ZM103 247H104V243L102 244V248ZM119 247H120V245H119ZM161 247H162V250H161ZM236 247L238 248V246H236ZM71 248L72 247H70V250H71ZM233 248H235V247H233ZM233 248H232V250H233ZM59 249L62 250L63 248H59ZM74 249L75 248L72 249L73 250L72 252L76 255V253H78V251H77L78 248H76L77 249L76 252H74ZM97 250L98 251L101 250L99 252V255H100L99 256L100 259H98L99 261H101V258H106L105 253L102 254V255H105V257L104 256L101 257V253L103 251L102 249H97ZM159 250H161L163 252L165 251L164 253L166 255L163 254ZM238 250H236V248H235V251H237V253H238ZM91 251H93V250H90V252ZM111 251H112V249L110 250V252ZM69 252H71V251H69ZM90 252H89V255H90ZM168 252H170V251L168 250ZM95 253L93 254V257H95V259H96V257H98V254L96 251H95ZM149 253H147V254L149 255ZM60 255H62V254H60ZM95 255H97V256H95ZM224 255L226 258L224 257ZM236 255H237V257H234ZM187 256H189V257H187ZM93 257L91 256L92 259H93ZM140 257L142 258V256H140ZM170 257H172L173 259L171 258L172 260H170L169 259ZM227 257H229V258L227 259ZM85 258H87V255ZM148 258H150V257L148 256ZM175 260H176V258H175ZM139 261L138 262L135 261V263H133V264H139ZM146 263H147V261H146ZM176 264H178V263H176Z\"/></svg>","mask_w":264,"mask_h":264},{"label":"rangeland","instance_id":"obj_2","mask_svg":"<svg viewBox=\"0 0 264 264\" xmlns=\"http://www.w3.org/2000/svg\"><path fill=\"white\" fill-rule=\"evenodd\" d=\"M19 1V0H18ZM17 1V2H18ZM26 1H30V2H26ZM23 0V1H19V3L20 4H18V8L20 7V10H24L25 12L23 13V14H25V16H28L29 14H33L37 9H34V8H36V6H39L38 4L39 3H35V2H37L36 0ZM33 1H35L34 3H33ZM182 2L180 3V5H178V7L177 8H179L177 11L178 12H176L175 14H173L172 16H170V17H166L167 19V21H169L168 22V24L169 25H172V27H173V32L174 33H170V34H173V35H171L172 36V39H170L171 37L170 36H168V37H170V38H168V39H170V41H171V43L168 41V39H166L167 37H165V39L164 38H162L161 36L162 35H160V31L159 32H155V30L154 29H151L150 30V28H151V26H150V28H149V30H150V32L148 31V29L146 28L144 31H140L141 32V35H142V33L144 34V35H146V36H144V35H142V36H144L143 38V40H141V41H143V44H141V46H140V49H143V52L145 53V54H151L152 55V53H154V52H158L159 53V57L160 58H162V56H161V54H162V50H161V48L163 49V46H164V44L168 41L169 43H170V45L168 46V47H166L167 45H165L164 46V50H165V48H166V51H167V49H168V51L170 52L171 50H174V48H175V44L173 45V42H175V43H177V41H179L178 40V38H177V36L178 35H176L178 32H179V30L180 29H182V27H184V24L185 23H187V24H185L186 26H187V28L188 27H191V25H193L192 23H193V19H194V17H192V15H190V13H189V7H188V3H187V0H181ZM26 2V3H25ZM39 2V1H38ZM29 3H31V4H29V6H28V4ZM27 4V5H26ZM37 4V5H36ZM30 5H31V7H30ZM17 6V5H16ZM22 6V7H21ZM114 6H116V5H114ZM118 6V5H117ZM119 7V6H118ZM117 7V8H118ZM23 8V9H22ZM24 8H26V9H24ZM5 9V8H4ZM7 9L8 8H6V11L4 10L3 12H4V14H6V12H7ZM115 9V8H114ZM9 10V9H8ZM35 10V11H34ZM2 13V12H1ZM8 13V12H7ZM119 13V12H118ZM27 14V15H26ZM3 16V13H2V15L0 14V17L1 18H4V17H2ZM30 16V15H29ZM184 17V18H183ZM0 18V45H1V43H2V37H3V33H4V31L2 32V30H3V28H4V24H1V21H2V23H3V21L5 20V19H1ZM182 19H183V21H182ZM185 19V20H184ZM172 22H174V23H172ZM176 22V23H175ZM181 22V23H180ZM184 22V23H183ZM77 24V23H76ZM79 24H81L80 22H79ZM86 24H82V26L80 25L79 27H77V29L78 30H80V32H78L77 31V29L75 30L77 33H79V36H81V38L82 39H80V44H82L83 43V49H82V51L80 50H78V48H77V46H75L74 44H72V45H74V46H72L71 45V48L72 49H69V50H67L66 51V55H65V59H67L68 58V61L66 60V63H68L69 64V69H71V71L73 72H71V74L69 73H67L68 75H70L69 76V78L67 77V74H66V76H65V78H64V76L63 75H61L60 73H61V71H63V69L60 71L59 69V71H57L58 72V74H60V75H58L57 73H56V75H55V73H54V77L52 76V74H51V76H50V79L48 80V86L49 87H47L46 86V88H47V90H48V92H51V94L50 93H48L47 92V95L48 96H51V97H49V99L51 100V101H48V105H54V106H49V108L51 109L52 107H54L53 109H54V111H53V115L54 116H58V114L59 115H63L62 116V118H63V120L64 121H67V120H70V119H72L71 121H73V119L74 118H81V116H82V120H78L77 121V123H84L85 124V122H86V124H88V125H93V127L95 126V128L96 127H98V128H96L97 129V131L100 129V128H106V126H107V119H108V117L109 116H107L108 114H109V112L107 113L106 112V110H105V108H103V93L102 92H99V93H95L94 95H93V97H91V99H90V103H87V105H86V107L84 108L83 106H81V109L79 108V106L78 107H76V108H78L77 109V112L79 113V115H78V113H76V111L74 112L75 114H73L72 112V110H68V108H67V111H66V106L64 105V103L65 102H63V98H65V97H67L68 96V94L67 93H69V89H72V88H76V90L77 91H75V92H79L78 90H80L79 88V86L81 85V87H82V85H84V77H86V76H84V75H87V73H88V71H89V66L91 65V67L94 65V62L93 61H95L94 59H95V54H94V51L93 50H95V49H91L90 48V46L89 45H91V44H88L89 42H87V40L91 37H89V35H91V34H89L90 33V31H92V30H88V23H87V25L85 26ZM77 26V25H76ZM180 26H181V28H180ZM76 28V27H75ZM179 28V29H178ZM192 28V27H191ZM86 29L88 30V32L86 31ZM90 29V28H89ZM156 29V28H155ZM177 29V30H176ZM156 33H154L153 31ZM146 31V32H145ZM150 33H148V32ZM73 32V31H72ZM75 32V35L76 36H78L77 35V33ZM153 33V37H155V38H153V37H151V36H149V35H152V33ZM72 34V33H71ZM84 36V38H83V36ZM155 35V36H154ZM158 35L160 36L159 38H158ZM175 35V36H174ZM75 36V37H76ZM138 36V35H137ZM89 37V38H88ZM78 38H80V37H78ZM115 38H117V39H115ZM113 37V39L114 40H116L117 41V43H121V39H119L118 38V36L117 37ZM136 37H134L133 39H132V41H130L131 42V44H132V42H134L132 45L131 44H129V46L128 47H130V49L132 48L133 49V46L134 45H136V43H138V41H139V39L136 41V40H134ZM138 38V37H137ZM141 38V37H140ZM162 38V39H161ZM174 38V39H173ZM86 39V40H85ZM147 39V40H146ZM160 41H159V40ZM195 35H193V33H190L189 35H186L185 37H184V40L185 41H187V43H189V44H193L194 43V41H195ZM113 40V41H114ZM156 40V41H155ZM163 40H165L164 42H162ZM174 40H176V41H174ZM81 41H83L82 43H81ZM85 41V42H84ZM91 41V40H90ZM148 43H147V42ZM158 41V42H157ZM160 42V43H159ZM161 42H162V46H160L161 45ZM86 43V44H85ZM88 45V46H85V45ZM146 44H147V46H146ZM92 45H94V44H92ZM91 45V46H92ZM142 45H144V46H142ZM194 45V44H193ZM170 46H174L173 48L172 47H170ZM190 46V45H189ZM88 47H89V49H88ZM95 47H96V43H95ZM126 47V46H125ZM153 47V48H152ZM169 47L170 48H172V49H170L169 50ZM193 49H192V48ZM191 47H190V49H192V51L190 50V52L189 53H186V54H189L188 56H187V58H186V56H185V59H188L189 61H192L193 59H194V55H195V50H196V47H195V45L194 46H192L191 45ZM74 48V49H73ZM77 48V49H76ZM150 48H152L153 50H155L154 52H153V50L151 49L150 50ZM79 49H80V47H79ZM130 49H126V51H125V53L123 54V56H124V58L126 59V60H128V59H130V57H131V53H129V52H131L132 51V49L130 50ZM158 49H160V52L159 51H157ZM76 50H78V52L76 51ZM83 50H84V53H83ZM129 51V52H128ZM150 51H152V52H150ZM189 51V50H188ZM81 52L83 53V54H81ZM194 52V53H193ZM143 53V54H144ZM157 53V54H158ZM164 53H165V51H164ZM76 54V55H75ZM87 54H88V56H87ZM156 54V55H157ZM90 55V56H89ZM155 55V54H154ZM81 56V57H80ZM83 56V57H82ZM89 58H87V57ZM192 56V57H191ZM194 56V57H193ZM157 57H158V55H157ZM83 58V59H82ZM146 59L148 58V57H145ZM78 59V63L76 62V60ZM84 59H88V61H90V63L88 62V61H86V60H84ZM155 59H156V57H155ZM82 60H84L83 62L86 64H84V63H81V61ZM158 60V59H157ZM161 60V59H160ZM159 60V61H160ZM86 61V62H85ZM205 62H206V60L205 59H202V60H200V67L202 68V75H203V78H204V75L206 74L205 72ZM89 63V64H88ZM89 66H88V65ZM76 65V66H75ZM13 66H15V65H13ZM17 66L18 67H20V65H18L17 64ZM59 66H61V65H59ZM81 67V69H79ZM17 68V67H16ZM61 68V67H60ZM13 70H15V69H13ZM17 70H18V68H17ZM52 70V69H51ZM81 70H82V72H81ZM20 71H22V65H21V70H20V68H19V70H18V72L20 73ZM55 72H56V70H54ZM3 72H4V70H3ZM15 73H16V71H14ZM82 73V74H81ZM83 73H85V74H83ZM72 74H75V75H72ZM79 74H81V75H79ZM7 75V74H6ZM15 75H18V74H15ZM14 75V76H15ZM72 75V76H71ZM10 75H8V77H9ZM12 76V75H11ZM59 76H61V77H59ZM74 76V78H72ZM77 76H80V77H78V78H80V80L79 79H76L77 78ZM81 76H82V78H81ZM147 75L146 74H144V73H139V75H137V76H132V78H131V82H133V80H135V79H138L139 81H141V83H142V80H143V78H145ZM1 77H3L2 75H1ZM8 77H3V79L0 81V90H2V91H0V100L2 99V98H4L3 100H1V101H6V103L7 104H4L3 106H1L2 104H3V102H1L0 103V120H2V122L3 123H1L0 122V166H1V169H0V264H133V263H135V261H139V264H143L144 262V264H149V263H151L150 261H152L151 260V256L152 255H150V253L149 252H151V254H153V259L155 258L154 256H156L158 253H156V252H158V251H156V252H154V248H155V250L157 249V247L159 248L161 245V243L163 244L164 243V245H165V249H167V250H165L164 252L167 254H172L171 256L174 258V260H172L173 258L172 257H170L169 259L170 260H172V262H174V264H176V263H178V264H188V263H183L184 261V259H186V251H187V253L189 252L190 253V251H193L192 250V248L195 250V248L197 247H201L200 245H202V241L204 240V243H203V246L204 247H202V248H205V245H206V242H208V241H210V242H208V244H209V246L211 247L212 245H214V243H213V241L215 242H218V243H216V244H218V245H215V246H221L222 247V244H223V242H222V240H219V238L221 237L220 235H219V231H217L216 229L217 228H220L221 227V224L223 223H225V227H226V225L227 226H229V225H231V227H232V229H233V231H232V229H231V227H229L228 229L230 230V233H229V230H227V235L228 236H230V235H234V236H230V237H228L227 235H224V236H226V237H228V238H226L228 241L229 240H231L233 237L235 238H233L232 240H234V241H229V243H231V244H233V246H232V248L233 247H235L236 248V250H238L239 249V247H240V245H237L238 243V241H236V240H238V238L239 237H236V235L238 234V229L236 228V227H234L235 225L234 224H230V222H226V220H224L229 214H230V212H232V213H234V211H236V210H238L239 208L242 210H238L239 212H241L242 214H241V217H242V215L244 214L243 212L246 210L245 208H249V207H251V208H249V210H251V209H253L254 207H253V203L252 202H254V200H253V193H254V185L252 184V180H251V174L249 173L250 171H249V169H248V167H246V168H244L243 169V167L242 168H240L241 166H240V164L238 163V164H236L237 165V167H239V168H237L236 167V165H235V167L234 168H236L237 169V172H238V175H239V179L240 180H238V178L236 177V176H230V173H231V170L229 169L230 167H229V163H231V161H230V158H227L228 157V155L226 154V152H224V150H223V147L224 146H222L223 145V142L221 141V139H220V137H218L219 135L218 134H220V130H221V128H220V124L218 123V121L216 120H214L215 122H214V124L212 125V121H213V113L211 114V112H210V110L212 111V107H211V100L212 101H214L213 99V97L214 96H211V100H208L207 101V98H206V96H205V94L203 93V91H204V89H201V87H200V85L198 86V84H199V82H196V89H195V91H193L194 93L192 94V98L191 97H188V98H185L184 99V103H185V105H184V103H183V105L181 106L182 107V109L179 107L178 108V112H172V111H174V109H173V107L175 108V111H176V106H174V104H173V106L172 105H168V103H167V105L169 106H167V105H162V104H160L161 106L159 107V108H154V107H152L151 105H149V102L152 100V98L150 97L149 99H151L150 101H148V98H147V96L143 93V94H141L143 91L141 90V88L139 89V81L137 82V80L136 81H134L133 83L137 86V89L134 91V94H133V96L134 97H132V98H134V99H131V100H133V103H132V107H131V111H129V112H126V113H124L123 115H122V118L123 119H125V120H127L126 118L128 117V122H129V126L131 127L132 126V124H133V122H135L134 124H133V127H135L134 128V130H133V128L131 127V129L133 130V131H135V132H133L132 131V134H131V136H132V138H131V136L129 135V131L130 130H128V132H125V134L127 135V133H128V135L130 136V137H128V136H122V135H124V132L122 133V134H120V136H122V141H123V139L125 138V140H124V143L126 142V143H129V144H123L121 141H120V139H118V140H116L117 141V147H119V148H121V150H119V152L121 151L122 153H124L125 152V150H127V149H129V150H127V151H129V152H125L124 153V155L123 154H119V153H116V151H114L115 150V148H116V145L114 144V142H113V140L115 139V135H112L113 133H111L110 134V132L109 131H105V133H104V135L106 134V141H107V143H106V141L105 142H101V143H99V141H97V140H100L101 139V137H100V134H102V132H103V130L102 129H100V131L101 132H97V133H94V135H97V134H99L97 137H100V138H98L97 139V137H96V139H95V137H94V139H95V142H98V143H96L97 144V147H99V146H101V145H104V146H107V149L106 150H104V151H106L105 152V154L103 153V152H101V150H98L99 148H94L93 146H95V145H92V147L91 146H89V145H91L90 143L91 142H89L88 143V141H87V143L89 144L88 146L89 147H91V148H89L88 146H85V145H83V148H84V151L86 150L85 149V147L87 148V150L86 151H88L89 152V154H87V152L85 153H82V154H85V158H82L81 157V160L82 159H84V161L82 160H79V159H77L76 161L74 160L75 159V155H76V153L77 152H79V149L80 148H78V147H81L82 146V144H84V140L87 138L86 136H89V135H86V134H89V132L87 131L88 129H84V133H85V135L83 136V135H81L80 133L79 134H77V135H80V137H81V139H80V137L78 138V139H80L81 141H82V138H83V143L81 144V142H76V141H74L75 139L77 140V138L74 136V137H72L73 139L71 140V141H73V146L74 145H78V143L81 145H78V146H74V148H73V146H72V142L71 143H69L68 144V142H66V141H68L69 140V142H70V137L73 135L71 132H70V127L72 126H74V124L73 123H76V120H77V118L76 119H74L75 121H73V123H71V122H69L70 124H71V126H67V128H68V131H64V142H63V146H61V145H58L56 148H55V150H56V152L58 151V157H59V161H60V164H59V170H60V172H62V174L65 176V174H66V177L68 176V178L66 179V178H64V180H63V177L62 178H60V179H62L60 182V185H61V187H63V186H65V187H67L65 184H69L68 185V187L70 188V190L68 189V191H69V194H70V192L71 191H73V192H79L80 194H79V196L80 197H82L83 195H84V191H83V187H87V185H88V187H89V182H91L92 181V179H93V177L95 178V176L94 175H96V176H98L99 175V170L101 169L100 167H98L97 168V166H96V163H94L95 164V166H94V164L92 163V166H90L91 165V162H93V161H91L90 162V160H91V158L94 156L95 157V152H97L96 150H98L99 152L97 153V155L96 156H99L98 154H100V153H102V154H104L105 156H107L108 157V160L110 159V160H112L113 159V157H114V155L116 154V156H117V158L118 159H120V160H122L123 162H126V161H124L126 158H127V156H128V158L126 159V160H128V159H130V162H131V164H133L134 165V167H135V163L136 162H138V161H135V160H137L138 159V157L140 158V154L144 157V159H142V158H140V160L139 161H141V159L142 160H146L147 161V159L150 161H147V162H145L146 163V166H147V163L149 164V165H151L150 167L151 168H149V166H148V169H146L145 167V169L146 170H148V171H150L151 169V171L150 172H148V171H145V169L144 168H138L137 167V165H136V167L138 168V171H136V169L134 168V167H132L133 169H135V170H133L132 168L130 169V170H132L131 171V173L130 174H132V175H134L135 176V174H133L132 172H134V173H137L138 172V174H136V176L135 177H139V179L141 180V182H140V180H137V181H133V176H130V177H128V178H132V180H130L131 182H124L126 185L125 186H123L122 188H124V189H122L123 191H124V195H123V198L125 199V201H124V199H122V202H118V201H114V200H109V198L107 199L108 200V202H107V200L105 201H103V203L104 202H106V203H108V205H112V207L115 205V207H117V205H118V210H116L115 211V213H113L112 214V212H114V210L116 209V208H112L111 206L109 207V208H106V209H109V211L108 212H110L109 213V215H108V212L106 211V209H104L107 213H105V215L104 214H101L102 212H100L99 210H103V208H98L97 209V211L95 212H92L88 217H87V220L89 221V224H90V226L88 227V233L90 234V233H92L91 235H89L90 237H89V242H90V245H89V243H88V240H87V238L86 237H84V236H80V231L82 232V233H86V234H88L85 230V228H87V226H85V228H83L82 226H84V225H87V223H85V221H84V217L82 216V215H80V216H75L77 219H75V220H77L76 221V223H78L79 224V226H78V224H77V229H79L80 227V229L79 230H76L77 231V236H80V237H77V238H75L74 237V239H73V241H75L76 240V243H72V239L71 238H68V234L67 233H65V234H67L66 236V238L67 239H69V240H67L64 236H65V234L63 235V234H61L62 236H58V237H53V235H48V234H46V233H44V228L45 229H48L47 227H48V225L49 224H53L52 222H54L55 223V221H57L56 220V214L53 216V217H51V214L53 213L54 214V212H52V211H55L56 212V210H53L54 208H56V207H52L53 206V204L54 203H52L51 204V202L50 201H48V203H46L47 205H46V207H44L45 205H44V203H38V202H41L42 200H41V198L44 196V194L45 195H47L48 193L46 192V191H48V190H50V186H49V184H48V179H47V173L45 172L46 170H45V163L43 162V158L41 157V156H37L38 154L40 155V152L38 153V149L36 148V150H35V148L34 147H32L31 145H29V144H25L24 143V137L22 136V135H20L19 133V130H20V127H22L23 126V123H24V121H25V119L27 118V115L30 113V111H29V109L26 107V105L24 106V104L20 101L22 98V93H21V87L19 86L20 84L18 83V84H15L16 83V79L18 78V76H16L17 78L14 80V79H12L11 77H10V81L8 82V81H6L7 79H8ZM57 77V78H56ZM66 77L68 78V80L66 79ZM71 77V78H70ZM76 77V78H75ZM55 78V79H54ZM6 79V80H5ZM61 79V80H60ZM63 79V80H62ZM75 79H76V81H75ZM109 79H111V78H109ZM3 81V83H1ZM13 81V82H12ZM53 81V82H52ZM58 81V82H57ZM63 81V82H62ZM68 81V82H67ZM72 81V82H71ZM198 81H200V80H198ZM5 82H7L6 84H5ZM50 82H51V84H50ZM61 83V85H60V83ZM69 82H70V85H68L69 84ZM82 82V84H80ZM78 83V84H77ZM140 83V84H141ZM52 84H55V85H57V86H55V87H53V86H51ZM113 84V83H112ZM2 85H4V87L2 86ZM77 85V86H76ZM19 86V87H18ZM68 86H70V87H68ZM135 86V87H136ZM11 87L12 88H14V89H11ZM77 87H78V89H77ZM84 87V86H83ZM67 88V89H66ZM4 89H6V90H4ZM20 89V90H19ZM49 89H51V90H49ZM46 90V91H47ZM140 90V91H139ZM198 90H200V91H198ZM203 90V91H202ZM9 91H13L12 93H13V95L12 96H10V93H8ZM68 91V92H67ZM142 91V92H141ZM202 91V92H201ZM17 92V94H16V96H15V93ZM19 92V93H18ZM61 92V93H60ZM141 92V93H140ZM47 95H46V98L48 99V97H47ZM97 95V96H96ZM143 95V96H142ZM144 95H145V97H144ZM173 95V94H172ZM198 95H200V96H198ZM9 96V97H8ZM21 96V97H20ZM65 96V97H64ZM197 96V97H196ZM8 99H7V98ZM12 97L13 98H15V99H12ZM17 97V98H16ZM95 97V98H94ZM142 97H144V98H142ZM172 97H174V96H172ZM262 97L264 98V92L262 93ZM6 98V99H5ZM21 98V99H20ZM53 100H52V99ZM198 98V99H197ZM213 98V99H212ZM17 99V101H14V100H16ZM55 99V100H54ZM88 99V100H89ZM93 99H95V100H93ZM9 100V101H8ZM13 100V101H12ZM87 100V101H88ZM145 100H146V102H147V104H145L146 102H145ZM12 101V102H11ZM18 101H20L21 102V104L18 102ZM97 101V102H96ZM195 101H200L199 102V104H198V106H200V110L199 111H197V109H196V107L195 106H197V104L196 105H194V102ZM10 102V103H9ZM62 102V103H61ZM92 102V103H91ZM145 102V103H144ZM5 103V102H4ZM16 103V104H15ZM52 103V104H51ZM54 103V104H53ZM56 103V104H55ZM60 103V105H58ZM94 103V104H93ZM152 103V102H151ZM19 104V105H18ZM90 104H92V106L90 105ZM163 104H164V102H163ZM12 105V106H11ZM58 105V106H57ZM61 105H63V106H61ZM89 105V106H88ZM144 105V106H143ZM176 105V104H175ZM7 107V108H5V107ZM11 106V107H10ZM140 106V107H139ZM147 106V107H146ZM150 106H151V110H150ZM155 106V105H154ZM157 106H159L158 104L155 106V107H157ZM185 106H187V107H185ZM59 107V108H58ZM61 107H63V108H61ZM64 107H65V109H64ZM139 107V108H138ZM165 108V109H167V108H169V109H167L168 111H165V109L163 110H161V112H160V108ZM195 107V108H194ZM8 108L10 109V111L8 112ZM17 108V112H16V109ZM27 108V109H26ZM75 108V109H76ZM84 108V109H83ZM97 108V109H96ZM101 108H103V109H101ZM148 108H149V110H148ZM185 108V109H184ZM2 109H3V112L1 113V111H2ZM13 109V110H12ZM61 110L62 111V109H63V111H65L66 113H67V115H66V113H64L63 114V112L61 113H59L57 110ZM80 109V110H79ZM87 110V112H86V110ZM100 109V110H99ZM135 109H138V110H135ZM172 109V111H169V110H171ZM184 109V110H183ZM190 109V110H189ZM6 110V111H5ZM28 110V111H27ZM79 110V111H78ZM100 112H99V111ZM137 111V115H136V112L135 111ZM182 112H181V111ZM12 111H14V113H12L13 115H8L7 113H9V114H11V112ZM71 111V112H70ZM163 111V112H162ZM188 111V112H187ZM196 111V112H195ZM7 112V113H6ZM28 112V113H27ZM56 112V113H55ZM58 112V113H57ZM98 112V113H97ZM135 112V113H134ZM145 112H147V113H149V116H148V114L147 113H145ZM160 112V113H159ZM166 112H168V113H170L169 114V116H170V119L169 120H166L165 121V119L167 118V116L166 115H168V113L166 114ZM184 112V113H183ZM194 112V113H193ZM198 112V113H197ZM213 112V111H212ZM88 113V114H87ZM95 113H96V115H95ZM102 114V115H97V114ZM128 113V114H127ZM164 113V114H163ZM175 113H177L176 115H175ZM185 113H187V114H185ZM3 114H4V116H3ZM6 114V115H5ZM27 114V115H26ZM72 114V116L70 117H68V115H71ZM77 114V115H76ZM81 114V115H80ZM87 114V115H86ZM130 114V115H129ZM133 114V115H132ZM154 116V114H155V116L154 117H152V115ZM157 114V115H156ZM161 114H162V117H161ZM180 114V115H179ZM184 116H183V115ZM19 115H20V117H19ZM75 115V116H74ZM92 115V116H91ZM96 117H98V118H100L101 119V123H99L100 122V120H99V122H97L98 121V118H95V116ZM111 115V114H110ZM159 115H160V117H159ZM173 115V116H172ZM189 115V116H188ZM3 116V117H2ZM90 116L92 117V118H94V119H90ZM107 116V117H106ZM132 116L134 117V118H132ZM166 116V117H165ZM172 116V117H171ZM175 116V117H174ZM179 116H181V119H179L180 117ZM183 116V117H182ZM5 117V118H4ZM14 117V118H13ZM88 117V118H87ZM101 117H103L106 121V123H104L103 122V120H102V118ZM107 119H106V118ZM165 117V118H164ZM179 117V118H178ZM190 117V118H189ZM234 117V115L233 114H231L230 113V116H228V119H227V121H228V123H230V124H233L234 123V120H232V119H234L233 118ZM2 118V119H1ZM9 120H8V119ZM12 118V119H11ZM129 118H132V120L131 121H133V122H131V121H129L130 119ZM140 118V119H139ZM163 118V119H162ZM169 118V117H168ZM167 118V119H168ZM174 120H173V119ZM178 118V119H177ZM185 119V120H187V119H189V121H191L190 123L188 122L186 125V133H183L182 131H180V132H177V134H176V136H171L172 134H173V132L172 131H174V129H173V127L178 123V121L180 122V120H183V119ZM95 119L97 120V121H95ZM9 122H8V121ZM84 120V122H81V121H83ZM86 120V121H85ZM110 120V119H109ZM212 120V121H211ZM5 121V122H4ZM13 123H12V122ZM162 121V122H161ZM166 122L165 124L163 123V122ZM171 121V123H172V126L169 128V125H170V123L169 122ZM204 121V122H203ZM142 124H141V123ZM187 122V121H186ZM203 122V123H202ZM5 123H9V124H5ZM67 123H68V121H67ZM68 123V125H70ZM100 124V126H102V127H100L98 124ZM132 123V124H131ZM159 123H161V124H159ZM195 123V124H194ZM199 123H200V125H199ZM2 124H4V125H2ZM10 124H12V125H10ZM13 124H15V125H13ZM73 124V125H72ZM140 124V125H139ZM152 124V125H151ZM164 124V125H163ZM203 124V126H201ZM2 125V126H1ZM11 126L10 128H9V126ZM88 125L86 126V127H88ZM135 125V126H134ZM144 125V126H143ZM165 126V125H167L166 126V130H164L165 132L163 133V136L161 135L162 133V130H163V128L164 127H162L161 128V126ZM174 125V126H173ZM207 125V126H206ZM217 125V126H216ZM129 126H127L129 129H130V127ZM190 126H192V127H198L199 128V133H197V130H195V128L193 129L192 127H190ZM206 126V127H205ZM209 126V128H208V130L206 129L207 127ZM3 127H5V128H3ZM19 127V128H18ZM150 127V128H149ZM155 127V128H154ZM188 127V128H187ZM205 127V128H204ZM6 128H9L8 130L6 129ZM79 128V127H78ZM136 128H138L139 129V131L136 133ZM205 130V131H207V132H203V130ZM220 128V129H219ZM6 129V131H5V133H4V130ZM11 129V130H10ZM13 129V130H12ZM157 129V130H156ZM159 129H162V130H159ZM167 129H172V131H170V132H168L167 133ZM193 129V130H192ZM212 129V130H211ZM217 129H218V131H217ZM3 130V131H2ZM9 130H10V134L8 135L7 133H9ZM80 130H82V129H80ZM111 130V129H110ZM3 132V135L1 134L2 132ZM127 131V130H126ZM152 131H155V132H152ZM158 131V132H157ZM161 131V132H160ZM169 131V130H168ZM191 131V132H190ZM195 133H194V132ZM201 131V132H200ZM211 131V132H210ZM66 132H67V135H66ZM68 132H70L69 134H68ZM131 132V131H130ZM157 132V133H156ZM193 132V133H192ZM214 132H217V134L216 133H214ZM81 133H83V132H81ZM119 133H121V131L119 130ZM134 133V134H133ZM137 135H136V134ZM153 133H155L154 135H156V136H158V137H156V136H154L155 138H153ZM158 133H161V134H158ZM165 133H167V134H165ZM170 133V134H169ZM183 133V135H180V134H182ZM205 133H207V134H205ZM210 133H212V135H213V133H214V137H213V139H210V141L208 142V144L203 148V152L202 153H204L203 155H202V153H200L199 154V156H197L196 154L194 155V156H197L196 158L198 159V158H200V159H202V161H200V162H202V163H204V165H206L207 167H208V165L210 166V163H213V161L215 162H220L219 164H218V168L216 169V170H212V169H210V170H208V173H206L207 174V176L206 175H204V174H202L201 173V176H200V173L198 172V174L196 173V175L198 176H200L199 178H198V180L197 179H195V173L192 175L190 172H188L185 168H183L182 166H181V163H178L179 162V160L177 161V160H175L176 159V157H174L175 159L174 160H168L167 162L165 161H163L164 160V158L163 157H161V153H159V151H160V146L158 145L159 143L157 142V141H159V137H160V139H163L164 140V137H165V142L167 143V144H165V145H167V146H165V145H163V146H165V147H170V145H171V151H173L174 150V148L176 147V149L177 148H179L178 147V145L180 144L181 145V143L183 142V144L180 146L182 149L184 148V146H185V149H184V152L186 153V155H188L187 153H189V157L190 158H188L187 160H190V159H194V156H191L193 153H194V151H193V149L192 148H195V147H197V145H198V143L200 142V141H198L199 140V138H200V140L203 138V137H205V136H207L208 137V134L210 135ZM12 134V135H11ZM115 134V133H114ZM141 134V135H140ZM204 134H205V136H204ZM4 135H5V138H3V140H1L2 139V137H4ZM6 135H8V136H6ZM66 135V136H65ZM71 135V136H70ZM161 135V136H160ZM170 135V136H169ZM179 137H178V136ZM197 135H199V137L197 136ZM203 135V136H202ZM216 135H218V136H216ZM10 136H11V138H10ZM83 136V137H82ZM135 136H137V138H140V140L142 139V141L140 142V140L138 139L137 141H138V143H137V141H136V139H135V141H134V138H135ZM201 136V137H200ZM211 136V135H210ZM209 136V137H210ZM20 137H21V139H20ZM86 137V138H85ZM124 137V138H123ZM134 137V138H133ZM163 137V138H162ZM170 137H172V139H170ZM183 137H184V139H183ZM196 137H198V139H195ZM212 137H210V138H212ZM219 139H218V138ZM10 138V139H9ZM68 139V140H66V139ZM75 138V139H74ZM85 138V139H84ZM112 138H113V140H112ZM127 138H129V140L131 139V140H133V142L134 143H131L132 141L130 140H128ZM174 138V139H173ZM206 138V137H205ZM205 138H203V139H205ZM216 138V139H215ZM5 139H9L11 142H8L9 140H7V143L4 141ZM90 139H91V137H90ZM102 139L104 140L105 139V136H102ZM145 139V140H144ZM150 139V140H149ZM154 139H155V141L157 142V144H155V142H154ZM170 139V140H169ZM176 139V140H175ZM179 139H182L181 141L179 140ZM218 139V140H217ZM23 140V141H22ZM79 140V141H80ZM126 140H128V142L126 141ZM147 140H149V142H147ZM179 140V141H178ZM217 140V141H216ZM153 141V142H152ZM169 143H168V142ZM176 141H178L179 143L178 144H176L177 142ZM21 142H22V144L24 145V147H23V145L21 144ZM74 142H76V143H74ZM135 142H136V144H135ZM141 144H140V143ZM164 142V141H163ZM189 142H190V145H189ZM16 143V144H15ZM20 143V144H19ZM86 143V142H85ZM87 143H86V145H87ZM94 143V141L92 142V144ZM104 143H106V145L104 144ZM154 143V144H153ZM176 144V145H175ZM70 145V146H69ZM124 145V146H123ZM135 145V146H134ZM174 145V146H173ZM186 145L189 147V146H194V147H186ZM217 145V146H216ZM13 146V147H12ZM19 146H20V148H19ZM27 146H29V147H27ZM60 146V147H59ZM66 146H68L67 148H63V147H66ZM85 146V147H84ZM137 146V147H136ZM139 146H143V147H141L140 148V152H139V150H138V148H139ZM148 146V147H147ZM174 148H173V147ZM12 147V148H11ZM15 147V148H14ZM23 147V148H22ZM30 147L32 148L31 149V151H30ZM112 147V149H110ZM128 147H130V148H128ZM145 147H147L148 149H150L151 151L149 152V150L148 149H146ZM168 147V148H169ZM60 148V149H59ZM70 148H73L74 150L75 149H77L78 148V151L76 150V152L73 150V149H70ZM82 148V147H81ZM88 148H89V150L91 149V151L92 150H94L93 152H92V154H90V151L88 150ZM100 148H102V146L100 147ZM110 150H109V149ZM127 148V149H126ZM132 148V149H131ZM137 148V149H136ZM144 148V149H143ZM17 149V150H16ZM25 149H27V150H25ZM34 149V150H33ZM69 149H70V154H69ZM103 149V148H102ZM104 149H105V147H104ZM116 149H118V148H116ZM125 149V150H124ZM147 151H146V150ZM155 150V152H153L154 150ZM176 149L174 150V152L176 151ZM10 150H12V151H10ZM28 150H29V152H28ZM82 150V149H81ZM131 150H132V154H131ZM137 150H138V152H139V154H138V156H137ZM166 150V149H165ZM168 150V149H167ZM189 150H190V152H189ZM26 151V152H25ZM35 151V152H34ZM62 151V152H61ZM65 151V152H64ZM111 151L113 152H115L114 153V155H113V153H111ZM158 151V152H157ZM15 152V153H14ZM37 152V153H36ZM73 152V153H72ZM120 152V153H121ZM144 152H145V154H144ZM148 152V153H147ZM151 152H153V153H155L156 155L153 157H151V155H153V153H151ZM23 153V154H22ZM151 153V154H150ZM224 153V154H223ZM14 154V155H13ZM23 156H22V155ZM34 154H36V155H34ZM65 155V157L64 156H62V155ZM74 154V155H73ZM81 154V155H82ZM94 154V155H93ZM118 154V155H117ZM144 154V155H143ZM147 154V155H146ZM175 154V153H174ZM81 155H79V156H81ZM89 157H88V156ZM90 155H93L92 157H90ZM123 155V156H122ZM160 155V156H159ZM67 156V157H66ZM73 156V157H72ZM79 156H77L76 158H78ZM103 156V155H102ZM102 156H99L100 158H102ZM125 156V157H124ZM131 156V157H130ZM135 156V158H133ZM8 157V158H7ZM22 159H21V158ZM40 160V157L42 158L41 160L42 161H38V159ZM120 157V158H119ZM122 157H124V158H122ZM192 157V158H191ZM202 157V158H201ZM27 158V159H26ZM32 158V159H31ZM61 158H64L63 160H61ZM96 158V157H95ZM103 158H104V156H103ZM151 158H153V159H151ZM195 158V159H196ZM24 159V160H23ZM29 159H31V160H29ZM67 159V160H66ZM87 159V160H86ZM90 159V160H89ZM93 159V158H92ZM131 159H132V161H131ZM134 159V160H133ZM151 159V160H150ZM25 160H26V162H25ZM34 160V161H33ZM79 160V161H78ZM94 160V159H93ZM96 160H97V158H96ZM95 160V161H96ZM99 160V159H98ZM153 160V161H152ZM228 160L230 161V162H228ZM38 161V162H37ZM68 162V164L66 163V162ZM94 161V162H95ZM122 161H120V162H122ZM152 161V162H151ZM204 161V162H203ZM206 161V162H205ZM10 162V163H9ZM24 162V163H23ZM36 162V163H35ZM40 162V163H39ZM87 162V163H86ZM88 162H90V164H88ZM98 162V161H97ZM112 163H113V161H111ZM111 162H110V164H111ZM119 162V161H118ZM195 162V161H194ZM199 162V163H200ZM34 163V164H33ZM42 163V164H41ZM166 163H169V165L168 164H166ZM4 164V165H3ZM36 164V165H35ZM37 164H40V165H37ZM130 164V163H129ZM168 165V166H170L171 167V165H172V168H170V169H168L167 168V166L166 165ZM26 165V166H25ZM42 165V166H41ZM67 165H68V168H67ZM112 165V164H111ZM163 165V166H162ZM28 166V167H27ZM32 166H33V168H32ZM35 166V167H34ZM110 166V165H109ZM159 166V167H158ZM164 166H166V171L164 172V173H168V172H172L171 174L170 173H166V174H164L163 173V169L165 170V168H164ZM174 166V167H173ZM231 166V165H230ZM26 167V168H25ZM30 167V168H29ZM38 167L40 168V170H41V172L43 173V174H45V175H43L42 173H41V176H42V184L40 183L39 184V181H38V179H36L37 177L35 176L36 175V173H35V171L38 169ZM42 167H43V170H45V171H43L42 170ZM158 168V170L156 169V168ZM27 168H28V170H27ZM35 168H36V170H35ZM67 168V169H66ZM106 168V167H105ZM160 168V169H159ZM163 168V169H162ZM183 168V170L184 171H182L181 169ZM31 169H33V170H31ZM69 169V170H68ZM139 169H144V170H140V172H139ZM162 169V170H161ZM181 171H180V170ZM246 169V170H245ZM248 169V170H247ZM18 170V171H17ZM22 170V171H21ZM26 170V171H25ZM39 170V169H38ZM94 170H95V172H94ZM103 170H105L104 168H102V170H100V171H102L103 172ZM174 170H176V172L174 171ZM230 170V171H229ZM15 171L17 172V173H15ZM29 171V172H28ZM66 171H69V173L67 174V173H65L64 174V172H66ZM106 171V170H105ZM144 173H143V172ZM21 172V173H20ZM25 172V173H24ZM27 172V173H26ZM34 172V173H33ZM142 172V173H141ZM148 172V173H147ZM173 172H174V174L176 175V173H177V180H175V176H174V174H173ZM14 173V174H13ZM23 173V174H22ZM33 173V174H32ZM97 173H98V175H97ZM141 173V174H140ZM151 173L153 174V175H151ZM159 173V174H158ZM32 174V175H31ZM61 174V173H60ZM61 174V175H62ZM147 174V175H146ZM229 174V175H228ZM241 174V175H240ZM23 175H27V178H25V176H23ZM32 177H31V176ZM144 175V176H143ZM145 175L148 177V175L151 177V179H150V177L148 178L149 180H150V182H149V180H147L149 183H150V185H151V183H152V187L151 186H149V187H151V188H146V185H144L145 186V188H144V186H143V184H142V181L144 180L145 181V179H147V177L145 178ZM155 175V176H154ZM158 175V176H157ZM161 175V176H160ZM170 175V176H169ZM237 175V176H238ZM22 176V177H21ZM45 176V177H44ZM129 176V175H128ZM157 176V178H155ZM173 176V178H174V181L175 182H172V179L173 178H171ZM134 177V178H135ZM181 177H183V178H181ZM188 177V178H187ZM235 177V178H234ZM46 178V179H45ZM97 178V177H96ZM127 178V179H128ZM143 178V179H142ZM153 178L155 179V181L153 180ZM160 178V179H159ZM162 178V179H161ZM31 179V180H30ZM34 179V180H33ZM91 179V180H90ZM126 179V180H127ZM169 179V181H167ZM180 179H182V181L180 180ZM235 179V180H234ZM90 180V181H89ZM96 180V179H95ZM152 180V181H151ZM157 180L159 181V182H157ZM187 180V181H186ZM197 180V181H196ZM250 180V181H249ZM66 181H67V183H66ZM86 181H87V184L85 185V183H86ZM129 181V180H128ZM144 181H143V183H144ZM160 181H164V184H162L163 182H160ZM183 181L185 182V184L183 183ZM190 181V182H189ZM223 181V182H222ZM235 181V182H234ZM13 182V183H12ZM33 182V183H32ZM85 182V183H84ZM136 182H138V184L136 183ZM157 182V183H156ZM170 182H172V183H170ZM176 182H179V183H177V185H176ZM186 182H188V183H186ZM220 182H221V184H220ZM226 182V183H225ZM230 182V184H232V186H227L228 185V183ZM35 183V184H34ZM38 183V184H37ZM81 183H83L82 185H81ZM124 183L122 184V185H124ZM129 183V184H128ZM158 183L160 184V185H158ZM166 183V184H165ZM223 183L225 184L224 186H222L223 185ZM15 184V185H14ZM36 184L39 186L40 185V188H41V186H42V188H41V191L36 187ZM79 184H80V186H79ZM139 184H142L141 186L139 185ZM145 184H147L146 182H145ZM156 184V185H155ZM219 184V185H218ZM227 184V185H226ZM47 185V186H46ZM132 185V186H131ZM154 185V186H153ZM169 185H170V187H169ZM185 185V186H184ZM197 185V186H196ZM216 185H217V187L219 186V188H217L216 187ZM14 186H15V188H14ZM127 186V187H126ZM138 186V187H137ZM143 186V187H142ZM156 186V187H155ZM161 186H165L164 188H162ZM173 186H178L177 187V189L175 190V188L176 187H174V189L172 188ZM182 186V187H181ZM226 186V187H225ZM233 186H234V188H233ZM65 187H64V189H63V191L65 190ZM67 187V188H68ZM156 189H154V188ZM157 187H159L158 189H157ZM167 187H168V189H167ZM184 187V188H183ZM220 187L222 188V194H223V192L224 191H226V195H222V194H220L219 192H217L219 189H220ZM228 187H229V189H228ZM231 187L233 188L232 190H235L236 192H237V194L240 196V197H242L241 199H246V202L243 204L244 205V207H242L241 208V206L240 205H242V203H236L237 205L235 206V204L232 202V196H231V203H233V205L235 206V207H237V209L235 208H233L232 210H229L230 212H228L227 210L225 211V204H222V202L224 201V199H222V198H225V200L228 202L229 200H230V195L229 194H231V193H228L229 192V190L231 189ZM67 188H66V190H65V193L67 194L66 196V198H68L69 199V197H70V195L68 194V191H67ZM140 189V191H139V189ZM179 188V189H178ZM227 190H226V189ZM238 188V189H237ZM131 189V190H130ZM143 189V190H142ZM147 189H148V192H147ZM149 189H151V190H149ZM170 189H171V191L172 192H174V193H172V192H170ZM173 189V190H172ZM180 189H182L181 190V193H178L179 191H180ZM202 189H204L203 190V193L205 194V195H208V196H210L211 198L209 199L208 198V200H210L209 202H210V204H212L211 206L213 207V209H214V207H215V210L213 211V213L214 214H216V215H214V217H215V220L217 219L218 220V222L214 225V224H212L211 226L213 227V228H210L211 226H210V224H211V221H207V218L209 217V215H208V213L206 212V214L208 215V217L206 218V216H203V217H205L206 218V220H205V218H201V213H203L204 212V210H203V208L201 207V205H199L200 207V209L198 210L199 212H197V202H198V198H200V196L199 195H204L203 193H202V191L200 192V193H197L199 190H202ZM210 189V190H209ZM211 189L214 191H211ZM218 189V190H217ZM223 189H224V191H223ZM237 189V190H236ZM154 190H155V192H154ZM137 191H138V193H137ZM154 192L155 194H157V193H159V192H161L162 193V191H164V193H165V198H164V196L162 197H160L159 196V198L158 199H156V200H154L155 202H152V204H151V201H150V204H148L147 206V208H146V200L147 201H149V199H145V198H147V197H145V196H151V195H149L150 194V192ZM168 191V192H167ZM183 191V192H182ZM205 191V192H204ZM220 191V190H219ZM231 191V190H230ZM49 192V191H48ZM142 192V193H141ZM146 192H147V194H146ZM152 192V193H153ZM177 192V193H176ZM209 194H208V193ZM215 192H217L215 195H214V193ZM252 192V193H251ZM37 193H38V195H37ZM44 193V194H43ZM149 193V194H148ZM164 193H162V195L164 194ZM169 193H171V194H169ZM197 193V197H195L196 194ZM207 193V194H206ZM228 193V194H227ZM75 194V193H74ZM74 194H72V196H71V198L72 199H70V201L72 200L73 201V198H74ZM133 194H134V196H133ZM136 194V195H135ZM144 194H146V195H144ZM210 194H212V195H210ZM218 194V195H217ZM245 194H247V195H245ZM36 195V196H35ZM69 195V196H68ZM158 195H161V194H158ZM169 195H171V196H169ZM195 195V196H194ZM204 195V196H205ZM221 195V196H220ZM40 198H39V197ZM133 196V197H132ZM136 196V197H135ZM152 196H154L155 197V195L154 194H152ZM151 196V197H152ZM174 196V198H172ZM196 198H194V197ZM218 196V197H217ZM220 196V197H219ZM227 198H226V197ZM246 196V197H245ZM128 197V198H127ZM141 197H145L144 199H145V201L143 202V203H145V206L144 207H141L143 204L141 203L140 204V202H142V200H141ZM150 197V198H151ZM154 197H152V199H155ZM156 197H158V196H156ZM217 197V198H216ZM228 197H229V200H227L228 199ZM36 198H37V200H36ZM166 198H172L173 200L175 199V200H177V201H173V200H171V199H167L166 200ZM187 198H189V199H187ZM193 200H192V199ZM201 198H205V197H203V196H201ZM200 198V199H201ZM207 198V197H206ZM221 198V199H220ZM40 199V200H39ZM75 199V198H74ZM132 199V200H131ZM134 199V200H133ZM143 199V198H142ZM143 199V200H144ZM185 199H186V201H185ZM192 200V202H191V200ZM212 199V200H211ZM126 200H128V201H126ZM139 200V201H138ZM71 201V202H72ZM110 201V202H109ZM113 201V202H112ZM137 201H138V203H137ZM160 201H162V202H160ZM163 201H165V202H163ZM200 201H202V200H199V203H200ZM214 203H212V202ZM222 201V202H221ZM50 202V203H49ZM160 202V203H159ZM176 202V203H175ZM186 202H188L189 204H186L185 206H187L186 208H187V210H186V208H185V206H184V204L186 203ZM195 202H196V204H195ZM219 202V203H218ZM225 202V201H224ZM226 202V203H227ZM74 203V202H73ZM156 203V204H155ZM173 205V207H172V205ZM203 203H204V201H203ZM229 203V202H228ZM38 204H42V205H38ZM140 204V207H141V209L138 207V209H136L137 208V206ZM158 204H159V209H158V215H161V217H159L158 215V219L156 218H153L154 216H152L153 215V210H152V212L150 211V209H152V206L154 207V206H158ZM192 204H194V206L196 205V208L194 209L195 210V212H193L192 211V209H189V205H192ZM205 204V203H204ZM207 204V203H206ZM203 205V207H205L206 206V208H204V209H207V207L208 206H210V204L209 205ZM230 204V203H229ZM250 204V205H249ZM44 205V206H43ZM137 205V206H136ZM224 205V206H223ZM232 205V204H231ZM232 205V206H233ZM122 206H126V207H123V208H121ZM136 206V207H135ZM151 206V207H150ZM161 206H163V207H161ZM239 206V207H238ZM41 207V208H40ZM127 207H128V210H127ZM166 207V208H165ZM253 207V208H252ZM42 208H43V210H45V211H43L42 212ZM47 208H50V209H48L47 210ZM120 208V209H119ZM130 208V209H129ZM156 208H158V207H156ZM164 210H163V209ZM244 208V209H243ZM110 209H112V210H110ZM114 209V210H113ZM140 209V210H139ZM153 209H155V208H153ZM212 208H211V210H213ZM101 210V211H102ZM138 210V211H137ZM144 212H143V211ZM217 210V211H216ZM248 210V211H249ZM51 212V213H48V212ZM121 211H123V212H121ZM124 211H125V213H124ZM129 211V212H128ZM143 213H142V212ZM169 211V212H168ZM185 211V212H184ZM191 211V212H190ZM202 211V212H201ZM224 211H225V215H223V213H224ZM248 211H246V213H248ZM45 212H47V213H45ZM98 212V216H100V217H98V216H95V217H93L92 219H94V218H97L96 220H95V223L93 222V220H91V217L92 216H94V214L95 213H97ZM100 212V213H99ZM147 212V213H146ZM151 212V214H149ZM166 212V213H165ZM193 212V213H192ZM209 212V211H208ZM226 212H228V213H226ZM239 212H238V214H239ZM250 212V211H249ZM118 213V214H117ZM124 213V216L121 218V216H122V214ZM160 213V214H159ZM165 213V217H167V218H171L173 221H171V219L169 220L168 219V221H167V218H165L164 216H163V218H162V214H164ZM170 213V214H169ZM189 213V214H188ZM246 213H245V215H246ZM100 214V215H99ZM115 214H117L118 216H116ZM125 214H127V215H129V216H127V217H125ZM195 214H197V217H196V215ZM200 214V215H199ZM203 214H205V213H203ZM205 214V215H206ZM236 214H237V212H236ZM237 214V215H238ZM47 215H49V217L47 218ZM96 215V214H95ZM110 215H111V217H110ZM146 215V216H145ZM168 215H170L169 217H168ZM190 215H192L193 217H192V220L190 219L191 217H190ZM231 216L232 215H234V214H230ZM229 215V216H230ZM106 216H108V217H106ZM150 216H152V217H150ZM195 216V217H194ZM199 216H200V219H202V221H201V225H203L202 227L204 228V230L205 231H203V232H208V234L206 235V233H203V235H204V237H203V239H200V240H198L199 242H197L196 240V236L194 237V232L193 231H191V229H193L192 227H194L195 226V222H193V221H195V219L197 220V219H199ZM228 216V221H230V220H232L235 216H230L231 217V219H230V217ZM50 217L54 220H52V219H50ZM54 217H55V219H54ZM104 217H106V218H104ZM112 217H114V219L115 218H119V223H118V226H117V228L118 227H120V228H118V230H119V232H120V230H122V233H120V234H117L118 232V230L116 231V229L114 230V231H116V236H118V238H119V236H120V240H121V242L119 241V239L117 240V241H119L118 242V246H115V245H113V246H115V247H118V248H115L116 250H114L113 248H112V246H111V248L109 249V247L107 246L106 247V245L105 244H108V239H106V236H104L105 235V231H104V221H103V219L105 220H108V221H112ZM225 217V218H224ZM245 217V216H244ZM79 218V219H78ZM83 218V219H82ZM127 218V220H125ZM161 218H162V220H161ZM195 218V219H194ZM220 218H221V221H220ZM111 219V220H110ZM124 219V220H123ZM153 219V220H152ZM157 220V221H155V220ZM160 219V220H159ZM164 219V220H163ZM186 219V220H185ZM230 219V220H229ZM129 220V221H128ZM208 220H209V218H208ZM114 221V220H113ZM123 221H125V223H126V225L124 226V222ZM156 223H159V225L156 223H154V222ZM162 221V222H161ZM165 221V222H164ZM169 221H170V223H169ZM192 223L193 224V226H191L190 225V223ZM192 221V222H191ZM199 220H197L196 221V225L197 226H199L198 225V222ZM207 221V222H206ZM224 221V222H223ZM255 221H257L258 222V219L257 220H255ZM79 222H81L82 223V226H81V223H79ZM123 222V223H122ZM166 223L165 224V227H168V226H173V227H171V229H170V231H169V228H167L168 230H165L166 228H164V226H162V228L163 229H161V223L164 225V223ZM184 222H188V223H184ZM202 222L204 223H206V224H208L207 226H206V224L204 223V224H202ZM219 222H222V223H219ZM47 223H49L48 225H47ZM149 223V224H148ZM173 223V224H172ZM185 225H184V224ZM93 224H95V225H93ZM122 224V225H121ZM167 224H170V225H167ZM172 224V225H171ZM222 224V225H223ZM229 224V225H228ZM244 224H245V222H244ZM43 225V226H42ZM93 227H92V226ZM123 226L122 228H121V226ZM182 225H184L183 226V228H182ZM200 225V226H201ZM204 225L206 226V228L204 227ZM214 225V226H213ZM233 225V226H232ZM29 226V227H28ZM96 226V227H95ZM153 226V227H152ZM159 226H160V228H159ZM218 226V227H217ZM244 226H246V225H244ZM52 227V226H51ZM79 227V228H78ZM95 227V230H92V232H90V230L92 229V228H94ZM126 229H125V228ZM156 227V228H155ZM234 227V228H233ZM259 226H257L256 228H258ZM50 228V227H49ZM97 228V229H96ZM209 228V229H208ZM214 228H216V229H214ZM223 228V227H222ZM236 228V229H235ZM255 228V229H256ZM123 229H125V230H123ZM149 229V230H148ZM152 229V230H151ZM158 229H160V231H159V234H158V236H159V238H156L157 237V234H155V233H157V230ZM185 229V230H184ZM221 229V228H220ZM49 230V229H48ZM155 230V231H154ZM163 230V231H162ZM165 230V231H164ZM172 230V231H171ZM219 230V229H218ZM79 231V232H78ZM149 231H150V233H149ZM167 231H169L170 232V234H169V232H167ZM217 231V232H216ZM256 231H258V232H260V229H256ZM255 231V233H256V236L259 238V239H261V232L260 233H258V232H256ZM50 232V231H49ZM202 232V231H201ZM234 232H237L236 234L234 233ZM81 233V234H82ZM95 233V234H94ZM102 233H104V234H102ZM152 233H154L156 236L154 237V234H152ZM165 233V234H164ZM172 233V234H171ZM46 234V235H45ZM50 234V233H49ZM76 234V233H75ZM86 234H84L85 236H86ZM163 234V235H162ZM226 234V233H225ZM260 234V235H259ZM102 235V236H101ZM122 235H124V236H122ZM161 235L163 236V237H165V235L167 236V238H168V235L169 236H171V238H172V240L170 241V240H159V239H163V237H161ZM88 236V235H87ZM96 237V239H95V237ZM100 236H101V238H100ZM114 236H115V234H114ZM207 236V237H206ZM220 236V237H219ZM239 236V235H238ZM49 237V238H48ZM84 237V238H83ZM91 237H94V239H91ZM125 237V238H124ZM154 237V238H153ZM61 238L62 239H64V242H66L65 244H63V243H61ZM99 238V239H98ZM104 238V239H103ZM108 238V237H107ZM123 238L125 239V240H127V241H125V240H123ZM155 238H156V241H155ZM170 238V239H171ZM189 238V239H188ZM210 238V239H209ZM221 238H224V237H221ZM220 238V239H221ZM230 238V239H229ZM53 239H55V240H53ZM65 239H66V241H65ZM71 239V240H70ZM91 239V240H90ZM101 239V240H100ZM102 239L104 240V241H102ZM159 240V242H160V244H156L157 243V241ZM206 239V240H205ZM225 239V240H226ZM52 240H53V242H52ZM87 242H86V241ZM93 240V242L95 243V247H93V245L94 244H92L91 245V241ZM95 240V241H94ZM106 240V241H105ZM123 240V241H122ZM56 241H57V243H56ZM68 241L70 242V244L69 245H67V243H68ZM85 243H84V242ZM97 241V242H96ZM98 241H101V242H99V244H97L98 243ZM189 241V242H188ZM192 241L194 242V244H196V243H199V244H196V246L195 245H191L192 244ZM220 241V242H219ZM262 240H260V242H261ZM63 242V241H62ZM83 242V244H82V246L83 247H85V249H84V251L82 250V247H81V249H80V246H79V243H82ZM104 243V249L102 248V244ZM106 242V243H105ZM126 242V243H125ZM158 242V243H159ZM165 242H168L170 245H168V243H166L165 244ZM187 242V243H186ZM196 242V243H195ZM202 242V243H201ZM222 242V243H221ZM186 243V245L187 246H184L183 245V249H182V244H185ZM189 243V244H188ZM221 243V244H220ZM235 243H237V244H235ZM117 244V243H116ZM207 244V245H208ZM235 244V245H234ZM62 245H64V247H62ZM72 245V246H71ZM100 245V246H99ZM119 245H120V247H119ZM124 245H126L125 247H123ZM158 245V246H157ZM164 245H163V250H164ZM191 247H190V246ZM206 245V246H207ZM68 246V247H67ZM77 246H79V247H77ZM91 246V247H90ZM99 246V247H98ZM193 246V247H192ZM214 246V247H215ZM230 245H228V247L227 248H223L224 250V252H225V254H228V251L230 252L229 254H228V256L229 255H231V256H229V257H227V261L229 262V260L230 259H232L233 260V256H232V254L233 255H235V254H238V256H239V250H238V253H237V251H235V248H233V250H232V248L230 249V247H231ZM236 246H238V248L236 247ZM70 247H72L71 248V250H70ZM90 247V248H89ZM221 247H218V248H221ZM59 248H63L62 250H60ZM66 248V249H65ZM73 248H75L74 249V252H76V248H78V253H76V255L72 252L73 250ZM96 248V249H95ZM120 248V249H119ZM123 248V249H122ZM181 248V249H180ZM191 248V249H190ZM196 248V249H197ZM230 250H229V249ZM89 249V250H88ZM97 249H102L103 251H102V253H101V257H105V255H102L103 253H105L106 254V258H101V261H99L98 259H100V255H99V252L101 251H98ZM112 249V251L110 252V250ZM119 249V250H118ZM122 249V250H121ZM160 249V248H159ZM180 249V250H179ZM90 250H93V251H91L90 252ZM109 250V251H108ZM161 250H162V247H161ZM161 250H159V251H161ZM168 250L170 251V252H168ZM179 250V251H178ZM184 250H186V251H184ZM201 250V249H200ZM69 251H71V252H69ZM95 251L97 252V254H98V257H96V259H95V257H93V254L95 253ZM114 251V252H113ZM117 253H116V252ZM119 251V252H118ZM152 251H153V253H152ZM181 251V252H180ZM232 251V252H231ZM84 252V253H83ZM89 252H90V255H89ZM163 254H165L163 251H161ZM73 253V254H72ZM113 253V254H112ZM147 253H149V255L147 254ZM160 253V252H159ZM186 255H185V254ZM60 254H62V255H60ZM96 254V253H95ZM165 254V255H166ZM86 255H87V258H85L86 257ZM111 255V256H110ZM159 255V254H158ZM91 256L93 257V259L91 258ZM95 256H97V255H95ZM108 256V257H107ZM140 256H142V258L140 257ZM148 256L150 257V258H148ZM182 256V259H180L179 260V258ZM89 257V258H88ZM157 257V256H156ZM187 257H189V256H187ZM224 257H225V255H224ZM232 257V258H231ZM234 257H237V255L236 256H234ZM140 258V259H139ZM172 258V259H171ZM175 258H176V260H175ZM226 258V257H225ZM139 259V260H138ZM155 259H157V258H155ZM160 259L162 260V262L160 261ZM160 259H158V261H160V263H164L165 261H168V260H166V258H164L163 257V259L162 258H160ZM165 259V261L163 262V260ZM255 259V257H253L252 258V264H257L256 263V260H254ZM89 262H88V261ZM92 260V261H91ZM149 260V261H148ZM87 261V262H86ZM99 261V262H98ZM146 261H147V263H146ZM154 261L157 263L158 261L157 260H153V264H156V263H154ZM183 261V262H182ZM223 261V260H222ZM149 262V263H148ZM171 263V262H170ZM228 264V263H226V259H225V261H223V262H221V261H219L217 264ZM159 264V263H158ZM166 264V263H165ZM168 264V263H167Z\"/></svg>","mask_w":264,"mask_h":264},{"label":"snow or ice","instance_id":"obj_3","mask_svg":"<svg viewBox=\"0 0 264 264\" xmlns=\"http://www.w3.org/2000/svg\"><path fill=\"white\" fill-rule=\"evenodd\" d=\"M261 31L264 32V23L261 24Z\"/></svg>","mask_w":264,"mask_h":264}]
</instances>
